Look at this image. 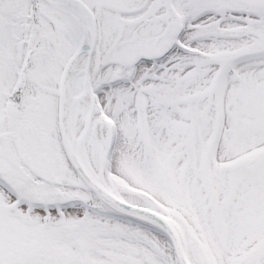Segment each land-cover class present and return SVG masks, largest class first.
<instances>
[{"label": "snow or ice", "instance_id": "snow-or-ice-1", "mask_svg": "<svg viewBox=\"0 0 264 264\" xmlns=\"http://www.w3.org/2000/svg\"><path fill=\"white\" fill-rule=\"evenodd\" d=\"M0 264H264V0H0Z\"/></svg>", "mask_w": 264, "mask_h": 264}]
</instances>
